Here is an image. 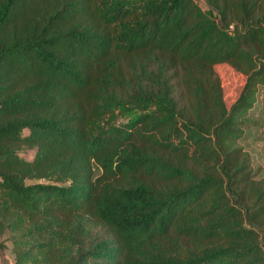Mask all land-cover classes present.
Here are the masks:
<instances>
[{
    "label": "trees",
    "instance_id": "16d2710c",
    "mask_svg": "<svg viewBox=\"0 0 264 264\" xmlns=\"http://www.w3.org/2000/svg\"><path fill=\"white\" fill-rule=\"evenodd\" d=\"M204 2L0 0L10 264H264V0Z\"/></svg>",
    "mask_w": 264,
    "mask_h": 264
},
{
    "label": "rangeland",
    "instance_id": "374dc122",
    "mask_svg": "<svg viewBox=\"0 0 264 264\" xmlns=\"http://www.w3.org/2000/svg\"><path fill=\"white\" fill-rule=\"evenodd\" d=\"M195 2L202 8H208L204 0H195ZM221 74V81L223 87L224 100L229 102L235 97L237 89L243 82V77L234 73L226 66L219 68ZM264 88H259L256 102L252 108L248 111V118L256 120L258 124H254L252 121L242 125V136L238 140V143L249 155L253 172L257 177L264 176ZM262 123V124H261ZM25 152L23 153V155ZM29 154L27 155V157ZM26 157V154H25ZM212 163L211 160L203 161L202 165ZM2 236L0 240L3 242L4 247H0V264H10L13 260V254L11 251V244Z\"/></svg>",
    "mask_w": 264,
    "mask_h": 264
}]
</instances>
